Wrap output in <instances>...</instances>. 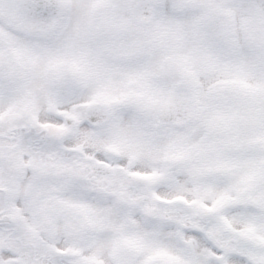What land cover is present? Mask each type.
I'll return each mask as SVG.
<instances>
[{"label":"snow or ice","instance_id":"obj_1","mask_svg":"<svg viewBox=\"0 0 264 264\" xmlns=\"http://www.w3.org/2000/svg\"><path fill=\"white\" fill-rule=\"evenodd\" d=\"M0 264H264V0H0Z\"/></svg>","mask_w":264,"mask_h":264}]
</instances>
